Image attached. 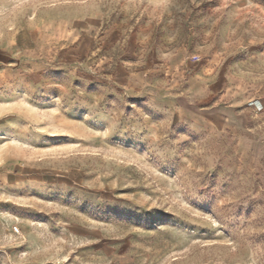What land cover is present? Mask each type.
<instances>
[{
    "label": "rangeland",
    "instance_id": "rangeland-1",
    "mask_svg": "<svg viewBox=\"0 0 264 264\" xmlns=\"http://www.w3.org/2000/svg\"><path fill=\"white\" fill-rule=\"evenodd\" d=\"M0 264H264V0H0Z\"/></svg>",
    "mask_w": 264,
    "mask_h": 264
}]
</instances>
